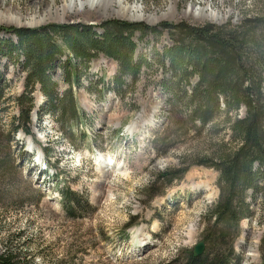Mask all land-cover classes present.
Masks as SVG:
<instances>
[{
  "label": "rangeland",
  "instance_id": "374dc122",
  "mask_svg": "<svg viewBox=\"0 0 264 264\" xmlns=\"http://www.w3.org/2000/svg\"><path fill=\"white\" fill-rule=\"evenodd\" d=\"M95 1L0 0L3 52L7 39L16 41L10 27L81 23L100 34V23L115 19L144 28L131 38L142 63L135 79L124 76L118 87L117 62L99 54L86 66L75 57L78 80L68 84L62 54L49 70L58 113L40 115L44 97L36 85L28 120L20 116L27 101L16 100L21 58L0 52V251L12 249L25 264H186V252L202 241L222 258L232 249L230 264H260L261 196L250 216L214 225L218 171L199 164L223 143L233 145L230 124L223 112L204 125L194 119L157 54L172 44L166 24L239 25L264 14V0H113L106 8ZM130 6L153 20L126 14ZM17 123L30 132L13 134ZM202 182L208 187H194ZM67 187L87 202L75 219L60 202Z\"/></svg>",
  "mask_w": 264,
  "mask_h": 264
},
{
  "label": "trees",
  "instance_id": "16d2710c",
  "mask_svg": "<svg viewBox=\"0 0 264 264\" xmlns=\"http://www.w3.org/2000/svg\"><path fill=\"white\" fill-rule=\"evenodd\" d=\"M99 27L100 34L92 25L81 23L9 28L16 41L7 39L6 51L1 47L0 52L7 57L14 55L16 60L21 58L25 72L23 92L16 100L20 105L24 101L28 103L26 109L21 107L22 118L29 119L36 85L44 97L40 115L58 113L61 97L49 70L62 54L66 58L61 67L68 65L71 70L64 79L68 84L78 80L77 66L71 67L75 57L86 66L99 54L117 62L119 74L115 82L118 87L124 84V76L137 77L142 63L133 58L135 44L131 38L135 30H144L142 23L107 19ZM165 28L172 44L157 55L159 63L173 71L170 87L181 89L185 104L191 107L192 117L203 125L222 112L230 124L233 145L223 143L216 154L204 157L199 163L218 171L219 197L211 211L214 225L222 220L237 223L250 216L252 202L259 194L264 230V14L246 18L239 25L179 22L166 24ZM175 102L176 98L172 100L173 104ZM241 107H244V114L238 115L236 112ZM72 110V116L76 117L79 113L76 102ZM233 112L236 114L232 115ZM20 128L30 132L21 123L13 124L11 131L14 134ZM43 150L47 153L46 147ZM248 197L252 201L247 200ZM60 202L67 217L72 219L80 216L76 212L78 207L87 203L69 187L61 191ZM210 248H204L201 254L189 249L185 255L186 264H230L234 259L232 249L222 258V253ZM259 251L260 264H264V231ZM0 264L25 263L6 247L0 251Z\"/></svg>",
  "mask_w": 264,
  "mask_h": 264
},
{
  "label": "bare ground",
  "instance_id": "6f19581e",
  "mask_svg": "<svg viewBox=\"0 0 264 264\" xmlns=\"http://www.w3.org/2000/svg\"><path fill=\"white\" fill-rule=\"evenodd\" d=\"M95 0H92V2H94ZM96 2V4L95 5H97V4H104V7L106 8V7H108L112 2H113V0H96L95 1ZM126 14H131L132 16L134 15L136 18H141V19H145V20H149V21H152L153 20V18H150V16H147V17H144L141 13H140V10H139V8H138V6H130V7H126L124 10H123ZM123 13V12H122ZM120 14V13H119ZM131 16V17H132ZM129 17V16H128ZM130 17V18H131ZM210 17L211 18H215L216 17V15H214V13L213 14H211L210 15ZM134 18V17H133ZM208 187V185H207V183L206 182H202V183H198V184H196V185H194V187L195 188H201V187ZM193 187V186H192Z\"/></svg>",
  "mask_w": 264,
  "mask_h": 264
},
{
  "label": "water",
  "instance_id": "95a60500",
  "mask_svg": "<svg viewBox=\"0 0 264 264\" xmlns=\"http://www.w3.org/2000/svg\"><path fill=\"white\" fill-rule=\"evenodd\" d=\"M194 252L196 254H201L204 251V243L202 241L198 242L195 246H194Z\"/></svg>",
  "mask_w": 264,
  "mask_h": 264
}]
</instances>
